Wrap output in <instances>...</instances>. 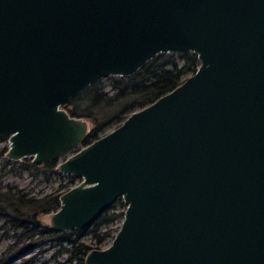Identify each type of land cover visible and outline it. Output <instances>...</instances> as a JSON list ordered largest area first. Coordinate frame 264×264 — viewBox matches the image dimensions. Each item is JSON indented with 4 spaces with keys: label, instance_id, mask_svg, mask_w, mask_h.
<instances>
[{
    "label": "water",
    "instance_id": "obj_1",
    "mask_svg": "<svg viewBox=\"0 0 264 264\" xmlns=\"http://www.w3.org/2000/svg\"><path fill=\"white\" fill-rule=\"evenodd\" d=\"M184 52L192 74L85 144L66 101ZM0 138L6 159L80 179L48 231L122 201L83 264H264V0H0Z\"/></svg>",
    "mask_w": 264,
    "mask_h": 264
},
{
    "label": "trees",
    "instance_id": "obj_2",
    "mask_svg": "<svg viewBox=\"0 0 264 264\" xmlns=\"http://www.w3.org/2000/svg\"><path fill=\"white\" fill-rule=\"evenodd\" d=\"M181 59L184 60V63L178 65L173 55L159 54L132 75L113 76L111 91H105L99 82H95L77 96L66 101L64 107L71 116L82 117L93 123L85 144L101 136L113 122L121 123L128 113L143 108L161 95L171 91L183 81L185 75L196 70L197 57L195 54L184 52ZM4 151L5 148L1 152L4 153ZM28 160L30 165L42 166L52 174H60L55 170V160L38 164L33 163L31 159ZM75 180L79 181L80 179L70 177L69 183L73 185ZM68 187L64 190L57 188L41 194H31L28 191L7 185L0 187V217L8 223H12L14 228L20 230L23 235L28 234L27 231H30L31 236H34L38 231L55 235V232L41 227L38 219L41 215L59 207V195L69 189ZM109 209L93 221L92 226H95V229L91 231L93 234L99 226L109 225L117 218H123V212H110ZM109 236L110 230L104 231L101 235H94L93 237L97 238L96 243L92 245L79 243V252L83 249L82 252L85 255L90 249L95 248L96 244L101 245L100 243ZM80 264H83V259L80 260Z\"/></svg>",
    "mask_w": 264,
    "mask_h": 264
},
{
    "label": "rangeland",
    "instance_id": "obj_3",
    "mask_svg": "<svg viewBox=\"0 0 264 264\" xmlns=\"http://www.w3.org/2000/svg\"><path fill=\"white\" fill-rule=\"evenodd\" d=\"M182 54H171L177 60L178 65L184 63V60L181 59ZM196 65H198V60H196ZM189 75H185L183 79ZM112 77H104L97 82L103 86L105 91H111ZM89 122L90 126L93 127V123ZM119 123L113 122L110 124L103 134ZM7 146L8 139L0 138V187L7 185L28 191L31 194H41L57 188L64 190L67 186H69L68 188L72 186L69 183L72 176L61 173L52 174L42 166L30 165L29 158L18 161L6 159L4 153ZM4 148L5 151L2 153L1 151ZM74 182L77 184L79 181L75 180ZM121 203V200H117L109 211L123 212L125 208ZM121 220L119 217L109 225L99 226L95 234L91 232L95 229V226L91 225L86 230L55 232V235L38 231L35 232L34 236H31L30 231H27L28 234L23 235L20 230L14 228L12 223H8L0 217V264H80V260L85 255H83V249L79 252V243L92 245L97 241V238L93 237L94 235H101L104 231L110 230V236L106 237L100 243L101 245L96 244L95 248L108 246L112 240L111 236L116 233Z\"/></svg>",
    "mask_w": 264,
    "mask_h": 264
}]
</instances>
